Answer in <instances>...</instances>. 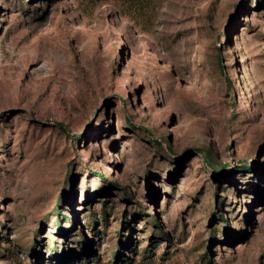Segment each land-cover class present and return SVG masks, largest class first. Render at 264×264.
<instances>
[{"label":"rangeland","instance_id":"obj_1","mask_svg":"<svg viewBox=\"0 0 264 264\" xmlns=\"http://www.w3.org/2000/svg\"><path fill=\"white\" fill-rule=\"evenodd\" d=\"M0 264H264V0H0Z\"/></svg>","mask_w":264,"mask_h":264},{"label":"trees","instance_id":"obj_2","mask_svg":"<svg viewBox=\"0 0 264 264\" xmlns=\"http://www.w3.org/2000/svg\"><path fill=\"white\" fill-rule=\"evenodd\" d=\"M59 232L62 233V234H65L66 230L64 228L60 227Z\"/></svg>","mask_w":264,"mask_h":264}]
</instances>
